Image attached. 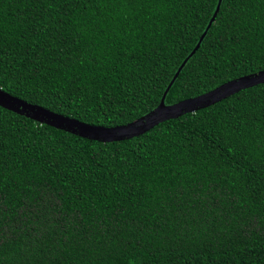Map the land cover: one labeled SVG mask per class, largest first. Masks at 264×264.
<instances>
[{"label": "trees", "instance_id": "16d2710c", "mask_svg": "<svg viewBox=\"0 0 264 264\" xmlns=\"http://www.w3.org/2000/svg\"><path fill=\"white\" fill-rule=\"evenodd\" d=\"M218 4L175 0L144 9L138 19L113 8L104 34L95 37L78 23L79 13L66 19L65 53L74 60L52 72L46 88L67 100L64 86L77 76L72 101H87L89 113L29 94L14 78L0 87L89 124L118 126L158 107L170 84L166 104L264 70V3L228 0L210 25ZM55 11L40 0H0L7 71L29 76L35 56L40 71L55 67L46 63L51 42L38 31L41 14L45 22L50 14L58 20ZM151 22H158L155 36ZM120 110L124 115H115ZM0 116L11 129L17 119L42 129L26 145L10 142L3 156L0 264H264V82L124 140L79 136L2 106ZM68 145L80 159L61 167L58 153ZM101 148L112 159L90 164L89 154ZM232 197L239 203L229 207ZM249 225L255 227L246 231Z\"/></svg>", "mask_w": 264, "mask_h": 264}, {"label": "snow or ice", "instance_id": "6c2138e0", "mask_svg": "<svg viewBox=\"0 0 264 264\" xmlns=\"http://www.w3.org/2000/svg\"><path fill=\"white\" fill-rule=\"evenodd\" d=\"M221 2V0H220ZM246 2H252V0H246ZM40 3L46 8L55 9V16L59 17L58 20H54L52 15L50 14L47 18V22H45V18L43 13L41 14V18L39 23L42 25L41 28L38 29L41 35L45 36L46 42H51L49 44V53H53L51 59L46 60V63L55 65L52 69L45 68L44 71H40L41 68H44V65L39 63L41 60L40 56L34 57L33 63V73L29 76H24L20 72L16 71L13 68V71L9 72L4 67L3 56H0V85H4L6 83V78H14L17 87H26L28 89L29 94L33 95H45L52 96L58 99L61 103H65L69 109H75L78 111H83L85 113H89L92 109L89 107L87 101L83 103H73L72 101V92L80 91L79 86L73 88V80L78 77L73 75L69 77L68 82L65 84L64 89L65 93L68 95V99L65 100V97L60 95L59 90H49L46 88V84L48 83V77L52 72L61 73L64 72L65 69H69L72 64L74 57L71 52L65 53V49L67 48V41L64 38V32L67 30V25L65 23L66 19H71L73 15L79 13L78 23L82 25L87 32L93 33L94 37L97 35L104 34L105 25L108 23L109 18L113 14V8L127 9L129 12V19L140 18L141 13L144 9L151 10L152 7H169L175 3V0H40ZM222 3L227 5L228 0H222ZM261 3H264V0H261ZM148 17L145 15L143 19L140 20V26L142 31H146L144 29V24L148 23ZM149 27L152 29V34L155 36L156 29L158 28V22H151ZM144 39H148L145 34ZM0 49H2V44H0ZM44 50L41 49V52ZM92 55L91 52L88 53ZM48 53H45L47 56ZM123 55H127V50L124 51ZM129 59H134V57H129ZM123 62L122 60L120 61ZM115 64L112 66V70H115ZM67 75V73L65 72ZM35 81V83H33ZM0 90L3 91L2 88ZM4 92V91H3ZM105 95H107L105 93ZM12 96V95H11ZM14 97V96H13ZM111 98L109 97L105 103L110 104ZM52 101H50L51 103ZM4 108H8L3 104H0ZM9 109V108H8ZM50 111V110H49ZM52 113L58 114L56 111H50ZM61 115V114H59ZM106 118H113L114 113L109 110H105L102 113ZM115 115H124V111L120 110L116 112ZM65 116V115H63ZM30 117V116H29ZM34 121L42 122L39 119L31 117ZM77 120V119H75ZM44 123H48L46 120ZM16 128L11 129L5 126V122L0 116V178L3 177V170L5 167V162L3 161V156L6 151L10 147V142H15L19 140L23 144H27L28 141L25 139L29 136L39 135L42 129L33 128L30 125L25 124L23 121L17 119L16 120ZM57 127V126H56ZM61 128V127H57ZM64 129V128H61ZM79 135V134H77ZM82 136V135H79ZM85 137V136H83ZM134 137V136H133ZM138 144V142H137ZM125 148L128 146L125 145ZM136 145H133L132 150H135ZM67 152H60L58 155L63 157V160L60 164L61 167L67 165L72 166L80 157L77 155L78 149L73 148L72 145L67 146ZM27 150V149H26ZM53 151H56L53 148ZM103 153V155H101ZM118 153V150H117ZM107 157L108 159H112L111 156H108L107 153H104V149L101 148L100 152L93 150L89 154V163L96 164L99 159L101 163L98 165L100 167L103 166V161ZM117 159L127 160V156H122L117 154ZM115 162V160H113ZM6 185L3 184L2 180H0V213L4 212V203L6 200L5 193ZM239 201H237L234 197H232L228 201V206L232 207L238 205ZM223 211V208L221 209ZM255 225H249L246 231L253 230ZM36 229H33L35 232ZM38 239V237H37ZM3 243V232L0 231V247H2ZM129 264H133L132 261Z\"/></svg>", "mask_w": 264, "mask_h": 264}, {"label": "water", "instance_id": "95a60500", "mask_svg": "<svg viewBox=\"0 0 264 264\" xmlns=\"http://www.w3.org/2000/svg\"><path fill=\"white\" fill-rule=\"evenodd\" d=\"M221 3L222 0L221 2L219 0L217 10L210 22V25L212 21H214ZM199 44L200 43H198L197 46H199ZM182 66L179 68L176 75H178ZM263 82L264 70L236 78L201 95L173 104H166L165 98L170 89V84L165 91V94L162 97L161 103L158 107L132 122L118 126L93 125L77 118L66 115L63 116V114L59 115L60 113L55 114L50 112L53 110L28 102L27 100L9 93L3 88L2 89L4 92L0 90V104H3L4 106L8 107L9 110L18 114L24 115L26 117L30 116L29 118L33 117L39 119L42 121L41 123H44L43 121L46 120L48 123H50V125L64 128L63 130L69 131L71 133L79 134L90 139L108 142L113 140H124L138 135L165 119L179 117L188 112H195L196 110L212 105L243 88Z\"/></svg>", "mask_w": 264, "mask_h": 264}]
</instances>
